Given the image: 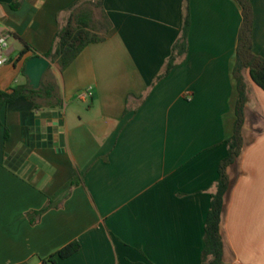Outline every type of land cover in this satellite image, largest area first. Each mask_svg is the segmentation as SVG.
<instances>
[{
	"label": "crops",
	"instance_id": "obj_1",
	"mask_svg": "<svg viewBox=\"0 0 264 264\" xmlns=\"http://www.w3.org/2000/svg\"><path fill=\"white\" fill-rule=\"evenodd\" d=\"M81 0H0L11 34L0 91L26 84L32 53L51 49ZM185 0H104L113 29L61 72L63 106L25 97L0 120V264H201L219 168L238 98L237 0H189L186 57L155 82L183 30ZM253 51L264 58V0H250ZM248 87L244 150L229 170L223 264H264V91ZM92 88L93 95L78 99Z\"/></svg>",
	"mask_w": 264,
	"mask_h": 264
},
{
	"label": "trees",
	"instance_id": "obj_2",
	"mask_svg": "<svg viewBox=\"0 0 264 264\" xmlns=\"http://www.w3.org/2000/svg\"><path fill=\"white\" fill-rule=\"evenodd\" d=\"M243 9V24L240 32L237 59L234 67V78L237 82L238 98L235 107L236 120L233 135L227 140L228 156L219 168V178L211 193V206L206 226V248L202 254L201 264L224 263V239L222 235V220L226 197L230 190L229 168L236 163L244 150V127L246 122V106L248 103V87L245 74L251 81L264 91V58L253 51L254 13L250 0H237ZM99 10V18L96 16ZM69 16L60 26L51 49L45 54H39L31 46L25 44L20 55L32 53L41 55L51 62V67L45 73L41 87L34 90L30 82L18 85L8 91H0V114L4 107L18 98L25 97L34 103L36 110L44 108H60L63 99L60 86L52 73V65L57 64L64 72L78 56L91 44L102 43L113 29V23L104 9V0H81L68 11ZM183 30L180 38L173 47L164 71L156 77L155 82L166 78L171 71L186 57L188 53V36L191 28V13L189 0L184 1ZM0 126H3L0 120ZM80 250L79 242H72L48 257L43 264H57L74 256Z\"/></svg>",
	"mask_w": 264,
	"mask_h": 264
},
{
	"label": "water",
	"instance_id": "obj_3",
	"mask_svg": "<svg viewBox=\"0 0 264 264\" xmlns=\"http://www.w3.org/2000/svg\"><path fill=\"white\" fill-rule=\"evenodd\" d=\"M50 67L51 62L41 55L35 56L27 61L24 74L34 90L41 87L43 77Z\"/></svg>",
	"mask_w": 264,
	"mask_h": 264
},
{
	"label": "built area",
	"instance_id": "obj_4",
	"mask_svg": "<svg viewBox=\"0 0 264 264\" xmlns=\"http://www.w3.org/2000/svg\"><path fill=\"white\" fill-rule=\"evenodd\" d=\"M10 38V32L0 31V67L4 66L9 61ZM92 95L93 91L92 88H90L80 92L78 95V99L85 100L87 98H91Z\"/></svg>",
	"mask_w": 264,
	"mask_h": 264
},
{
	"label": "rangeland",
	"instance_id": "obj_5",
	"mask_svg": "<svg viewBox=\"0 0 264 264\" xmlns=\"http://www.w3.org/2000/svg\"><path fill=\"white\" fill-rule=\"evenodd\" d=\"M99 10H96V16H97V18H99ZM248 95H249V93H248Z\"/></svg>",
	"mask_w": 264,
	"mask_h": 264
}]
</instances>
